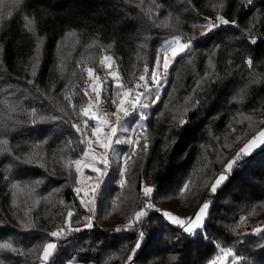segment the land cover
I'll return each mask as SVG.
<instances>
[{
  "label": "trees",
  "instance_id": "trees-1",
  "mask_svg": "<svg viewBox=\"0 0 264 264\" xmlns=\"http://www.w3.org/2000/svg\"><path fill=\"white\" fill-rule=\"evenodd\" d=\"M223 2L191 0L200 17L216 15ZM156 3L165 6L157 23L172 12L180 17V32L199 35L198 26L193 28L192 25L203 21L196 18L195 13L186 11L188 0H156ZM227 4L223 14L230 20H237L239 28L226 26L211 40H201L195 45L192 64L187 63L189 57H184L171 67L161 101L153 107L149 116V152L147 156H132L129 159L126 176L117 170L108 175L97 193L92 229H84V218L92 213L80 205V196L74 192L78 178L74 163L71 175L68 167L69 159L74 161L82 155L83 146L74 144L75 152L65 147L67 138L72 137L75 141L78 134L67 124L43 122L35 127L27 123L19 125L7 137L15 156L23 159L38 150L44 157L41 161L44 166L21 164L15 169L16 178L22 182L21 189H25L26 185L36 188L32 197L27 195L26 190L17 193L20 208L30 207L31 216L36 220V228L25 232L20 230L15 214L17 209L12 207V197L3 180L5 165L12 162L13 157L0 154V242L10 240L25 249L40 246L42 251L44 243L55 240L57 249L50 264H66L73 256L79 258L80 264H105V261L108 264H124L137 236L131 231L116 233L114 229L127 223L128 217L141 206L134 194L138 191L142 198L141 181H144L156 186L152 203L156 209L162 208L151 210L140 225L147 238L136 264H207L218 254L217 243L222 247H232L237 254L247 257V264H264V236L252 232L253 228L264 226V147L242 158L216 194L208 193L219 166L205 171L198 166L201 162L199 157L204 156L201 144L206 132L210 134L207 137L208 147L214 148L218 140L228 144L232 139L238 140L247 135L246 141L254 132L249 133L244 121L253 112L261 111L264 125V83L250 84L252 77L244 63L251 55L254 71L264 73V0H253L249 6H244L243 0H227ZM149 7L151 0H144L143 10L147 11ZM152 11L156 9L153 7ZM140 13V0H131V3L128 0H23L11 17L5 16L0 22V116L7 118L12 115L9 105L16 98L23 101L25 108L36 107L39 110L37 120L41 115H59L55 110L57 106L68 107L65 96L73 97V103L78 108L86 104V100L81 101V96L87 84V65L92 64L96 68L95 63L99 62L98 59L101 61L105 51L113 55L114 67L120 74L121 82L126 88L130 87L143 73L145 59L151 64L163 40L178 34L146 24L144 20L137 19ZM28 20L35 21L32 31L26 27ZM244 29H251V34L259 38L255 46L247 42ZM38 43H41V54L35 85L45 96L36 100L29 95L34 93V87L28 81L33 79L30 72ZM217 43L221 45L218 50L214 49ZM144 44L146 48L141 47ZM210 57L214 69L209 65ZM62 58L65 64L63 70L59 68ZM213 71L219 78L206 84L203 90L197 88V81L205 72ZM246 85L243 100H233V96ZM25 89L28 91L25 92ZM108 95L112 94L103 91L106 102L114 106L106 99ZM188 97L192 98L187 105L189 111L184 114L182 109L174 114L176 105L183 107ZM195 100L201 103L197 109H192ZM161 112L163 116L158 118ZM181 116L188 121L184 126L178 124ZM15 119L30 120V111L18 113ZM73 119L76 123L81 121L75 116ZM250 123L251 128L254 121ZM232 128L236 129L233 134ZM37 143L38 149L34 148ZM129 178L131 182L125 184L128 186L121 187L120 180ZM189 179L192 184L186 194L181 195V189ZM38 180L42 183L33 184ZM206 182L208 188L204 187ZM36 198H41L39 204L35 203ZM203 198L213 201L211 215L203 231L208 239L201 235L190 238L161 215L163 210L169 209L190 216L197 202ZM60 199L66 205L75 202L77 215L71 228L82 230H66L60 237H51L49 231L63 227L67 214V209L58 204ZM174 199L178 202L171 205ZM241 216L247 217L246 223L236 231L230 230L229 226L237 224ZM0 256L11 264H24V258L12 253ZM110 256L111 260L108 259ZM27 261L28 264H39L31 255Z\"/></svg>",
  "mask_w": 264,
  "mask_h": 264
},
{
  "label": "snow or ice",
  "instance_id": "snow-or-ice-1",
  "mask_svg": "<svg viewBox=\"0 0 264 264\" xmlns=\"http://www.w3.org/2000/svg\"><path fill=\"white\" fill-rule=\"evenodd\" d=\"M22 2L23 0H0V22L4 20L5 16L11 17L13 15V10L19 9L22 5ZM128 2L131 3V0H128ZM243 3L244 6H249L253 4V0H243ZM188 5L189 7L186 9V11L189 13H195L196 18L203 21L202 23H193L192 25L193 28L199 26L202 29L199 35H189L188 33L180 32L178 27L180 24V17L174 16L172 12H168L165 19L162 22L157 23L156 21L160 16V11L165 7L164 4H158L156 3V0H151V7H149L147 11H144V0H140L141 13L138 14L137 19H142L146 24L156 28L169 29L178 34L171 35L170 38L163 40L162 44L156 51L154 60L151 62V64L147 61V59H145L143 74L139 76L135 89L126 88L121 82L119 75L117 73H112V79L115 81V95H108L106 96V99L110 100L111 104L115 105L116 107V112L112 114L116 117L115 121L109 120L105 116L99 114L98 111L94 110L101 102L100 97L102 89L99 83L92 85V92L96 97L95 101H93L92 97L89 95L88 89L85 88L81 96V101L86 100V104H82L78 108L77 104L73 103V97L65 96V100L68 102V107L66 108L64 106H57L55 110L60 113L59 115H41L39 120H37L36 116L39 110L36 107H32L30 110L25 108L23 101L19 98H16L9 105L12 115L7 118L0 116V154L11 155L13 157L12 162L5 165V175L3 176V180L5 181L12 197V207L17 209L15 214L19 221L20 230L28 232L35 229L36 220L31 216L32 209L30 207L25 206L20 208V205L17 203V193L18 191L26 190L27 195L32 197L36 192V188L34 186L26 185L25 189H21L20 186L22 182L20 179L16 178L17 174L15 169L21 164H40V166L43 167L44 165L41 163V161L44 159V157L38 150L30 152L23 159H21L19 156H15L12 153L10 141L7 137L10 136L19 125L26 123L33 127H35L38 123L43 122H58L59 125L67 124L71 127V129L74 130L75 134H78V136L75 141H73L72 137H68L65 147L75 152L77 149L76 147H73L74 144L77 146H83V151L80 158H77L74 161L69 159V174L71 175V165L74 163L76 173L83 175L84 169L90 167L94 172L99 173L101 178L105 176L106 168L110 164L109 156L111 155L116 160L120 159L121 153L117 151L115 146L120 144H129L133 146L132 154L131 156H124V170L121 173L122 176H126L128 174L129 159H131L132 156H147L149 152V116L153 107H155L161 101L162 89L169 81L171 67L174 65V63H176L179 59L189 57L187 63L192 64L196 51L195 45L198 42L201 40H211L214 36H218L222 31H224L226 26H234L237 29L239 28L237 20H230L223 14V11L228 7L227 0H224V2L220 5V10L214 16L200 17L199 12L191 4V0H188ZM153 7L156 9L155 12L152 11ZM25 19L27 20L28 18L25 17ZM34 24V20H28L26 27L32 31ZM242 31L247 38V42L252 46H255L259 38L251 34V29H244ZM56 47L59 48L60 45L57 44ZM141 47L146 48L147 45L144 44L141 45ZM220 47V44H214V49L218 50ZM0 51H2V49H0ZM40 54L41 43H38L36 47V55L33 57L35 63L31 65L30 72V75L33 77V79L28 81V84L33 85L34 87V93H29V95H32L36 100H39L41 97L45 96V93L40 90L39 86L35 85V79L39 74ZM111 60L112 57L105 56L101 63L103 65ZM229 63H231V61H229ZM244 63L249 69V74L252 77L249 83H264V73L254 71V59L251 55H249L244 60ZM209 65L212 69L215 68L211 57L209 58ZM108 67L111 68L112 65L108 64ZM59 68L61 70L65 68L63 58L60 61ZM87 74L89 77H92L93 69L88 68ZM73 75H75V72H73ZM148 78H150L152 81L151 85L148 83ZM177 78H179V74L177 75ZM218 78V75L214 71L205 72L204 76L201 77L199 81H197V88L203 90V87L206 84L214 83ZM65 87H67V85ZM53 88H55V85H53ZM246 89L247 85L245 88L240 89L236 96H233V100L239 98L242 101L246 95ZM17 91H19V89H17ZM24 91L27 92L28 90L25 89ZM104 91L107 92L108 90L104 89ZM48 99L52 100L53 98L48 97ZM191 99V97H188L185 100V105L183 106L184 114L189 111L187 105ZM148 100H150V103L145 102ZM200 103L201 102L199 100H195L194 103H192V109H197ZM165 107H167V105H165ZM137 109H139V119L136 121L135 127L129 128L127 126L128 122L124 119V117H128L131 114V111H135ZM145 110H148L147 114ZM29 111L31 115L30 120L25 121L15 119V116L18 113H26ZM177 111H179V109ZM73 116L81 119L83 126L76 123L73 119ZM160 116H163L162 112L158 114V118ZM173 119L176 120L177 117L174 116ZM90 121H94V126L92 123H90ZM241 122L242 121H237V123ZM187 123L188 121L182 116L178 120L179 126H184ZM137 129H140V131L137 132ZM121 130L124 136L123 139L120 138ZM129 131H131L132 136L127 135ZM231 131L234 133L236 132V129L232 128ZM94 146L99 147L102 149V151L96 152ZM262 146H264V128H260L258 131H256L252 135L251 139H249L247 143L239 149L235 156L227 162V164L224 166V169L215 176L214 181L210 183V193L216 194L218 190L221 189V186L224 184V182L228 179L226 173L232 172L234 167L239 164L243 157L250 156L257 148ZM34 148L38 149L39 144L37 143L34 145ZM165 148H167V143ZM61 159H63V157H61ZM97 161H100L105 167H97ZM205 167H207V165H205ZM130 182L131 178L128 180L121 179L119 183L121 187H124L126 183ZM40 183H42V181L39 180L33 182L35 185H39ZM191 184L192 181L189 179V181L183 185L180 194H186ZM141 185L143 192V196L140 200L141 206L138 208V210L134 211L130 217H128L127 223H125L122 227H116L114 229L116 233L131 231L137 236L135 245L128 253L126 259L124 260V264H136L138 253L142 249L147 238L145 231L140 228V225L144 218L149 216L151 210L159 211V209H156V205L152 203L156 186L148 185L144 183V181H141ZM100 186V183H96L88 186L87 189L80 186L74 188V192L80 196V205L92 213V215L84 218L87 221V223L84 224V229L90 230L94 227L93 216L95 215L96 211V193ZM204 187L208 188L207 182L205 183ZM53 191L59 190L54 189ZM82 192L84 193L83 196L80 195ZM89 194H91L92 198L86 199ZM40 199L41 198H36L35 203L39 204ZM26 204L27 202H25V205ZM58 204L67 209L66 218L63 222L64 226L58 227L56 230L48 233V235L51 237H60L65 233L66 230L76 232L81 231L82 229L80 228H71L74 217L77 215L74 210L75 202H73V205H66L63 199H60ZM212 206V200L203 198L197 202V205L190 216L177 215L172 211H162L161 215L172 225L181 228L184 233L188 235H201L204 239H208L207 233L200 232L199 230L206 227V222L211 215ZM254 213L255 209L252 211V214ZM61 215H63V212H61ZM246 221L247 217L241 216L240 221L237 224L234 226H229L230 230L236 231V229L245 224ZM252 232L264 236V226H257L253 228ZM215 247L219 250L218 254L212 259L208 260L207 264H227L229 259H231L232 264H247V257L237 254L234 248L222 247L219 243H217ZM56 249L57 244L52 242L44 243L42 245V251H40V246L25 249L24 247L16 246L10 240L0 242V254L12 253L16 257L24 258V264H28L27 257L29 255L33 257L34 261L38 260L39 264H50V258L53 256ZM121 251H123V249ZM108 259L111 260L112 257L110 256ZM172 259L175 260L176 257L173 256ZM0 264H11V262L3 256H0ZM66 264H80V260L77 256H73L67 260ZM105 264H108V262L105 261Z\"/></svg>",
  "mask_w": 264,
  "mask_h": 264
},
{
  "label": "rangeland",
  "instance_id": "rangeland-1",
  "mask_svg": "<svg viewBox=\"0 0 264 264\" xmlns=\"http://www.w3.org/2000/svg\"><path fill=\"white\" fill-rule=\"evenodd\" d=\"M201 31H202V29L198 26V33H200ZM105 53L106 54L103 55L101 61L98 59L99 62H96L95 63L96 64V68H94L92 66V64H88L87 65V69L88 68L93 69V75H92V77H89L88 74H87V84L85 85V88L88 89L89 95L92 97L93 101H95L96 97H95V94L92 92V85L93 84H97V83L100 84L101 89H102V91H101V97H100V101L101 102L99 103V105L97 106V108L94 109V110L98 111L99 114H101L102 116H105L109 120L115 121L116 117L114 115H112V114L116 112V107H115V105L114 106H111L110 104H108L106 102V100H105V98L103 96V91H104V89H107L108 90L107 92H110V94H112L114 96L115 95V92H114V89H115V81L112 79V73H117L119 75V77H120V74H119L118 70L114 67V58H113V55L111 53H108L107 51H105ZM105 56L112 57V60L111 61H108V63H105V64L102 65L101 62H102V60H103V58ZM108 64H111L112 67L109 68L108 67ZM141 74H143V73H141ZM183 78H184V76L181 75V80H183ZM120 80H121V78H120ZM137 81H135L134 84H132L130 87H127V88L135 89L136 88ZM148 83L150 85L152 84V81H151L150 78H148ZM180 85H181L180 86L181 88L184 87L182 81H181V84ZM163 89H162V92H163ZM121 91H123V90H121ZM145 102L150 103V100L145 101ZM178 109H179V111H177ZM182 109H183V107L181 105L177 104L176 105V108L174 109V114H178V112H180V110H182ZM145 112L147 114L148 113V110H145ZM249 118L254 121L253 127H251V128L249 127V125L251 124L250 122L252 120H249ZM124 119L128 122V125L127 126L129 128L135 127L136 121L139 119V109H137L135 111H131V114L128 117H124ZM262 121H263L262 113H261L260 110H258L256 112H253L252 115H247L246 120L244 121V123H245V126L248 127L247 129L249 130V133H252V132L255 133L260 128H264V125L262 124ZM90 123H92L93 126H94V121H90ZM78 124H81V126H83L82 120L79 121ZM260 124H262V125L260 126ZM139 131H140V129H137V132H139ZM232 134H233V132H232ZM127 135L128 136H132L131 131H129L127 133ZM208 135H210V134L208 132H206L204 134V136H203V142L201 144L202 145L201 148L203 149L204 156L203 157L201 156L202 158L199 157V160L201 162H199L198 166H199V169L201 171H205L208 168L212 169L215 165H217V166H219V169L220 170H218V172L216 173V175H218L224 169V166L227 164V162L230 159H232L235 156V154L239 151V149L242 148L244 146V144H246L247 141L249 139H251V137H252V135H251L245 141V139L247 138V135H244V136L241 137V139H238V140L237 139H232L230 141V143H228V144H224L225 143L224 141L223 142H220L218 140L217 142H215L216 143V147L209 148L208 147V144H207V137H208ZM120 138L121 139L124 138L122 130H121ZM215 139H217V137ZM115 147L117 148V151H119L121 153L120 159L119 160H116L111 155L109 156L110 164L106 168V174H105V176L103 178H101L100 177V174L97 173V172H94L92 170V168H90V167L89 168H85L84 171H83V175L78 174L76 187L77 186H80V187H83V188L87 189V187L90 186V185H92V184L100 183V185H101L100 188H101L102 185L104 184L105 180L107 179L108 175L112 171L117 170L120 174L123 172V170H124V164H123L124 156L125 155H130V153H132V147L133 146L132 145H129V144H120V145H116ZM263 147L264 146L259 147L255 151H257L258 149L263 148ZM94 149H95L96 152L102 151V149H100L97 146H94ZM255 151L253 153H255ZM205 165H207V167H205ZM96 166L97 167H101V168H104L105 167L100 161H97ZM230 173H226V175L229 177ZM214 179H215V177H214ZM214 179H213V181H214ZM125 186H128V185H125ZM100 188H99V190H100ZM99 190L97 191V193L99 192ZM135 191L136 190H134L133 193ZM97 193H96V198H97ZM208 194L211 195L212 193L209 192ZM80 195L83 196L84 193L82 192ZM134 196H136V197L139 198V203H140V199H141L140 193L137 191V192H135ZM91 198H92L91 197V194H89V196L86 197V199H91ZM177 202H178L177 199H174V200L171 201V205L172 204H177ZM161 208H159V209H161ZM163 211H172V210L165 209ZM186 212H188V211H186ZM174 214L180 215V214L175 213V212H174ZM181 216H183V215H181ZM186 216H188V215H186ZM84 223H87V221L85 220ZM56 229L57 228H54L52 230H56ZM199 231L200 232H203L204 229H201ZM48 242H52V243L57 244V242L55 240H50ZM55 252H56V250L54 251L53 256L55 255ZM51 258H50V260H51ZM227 264H232L231 259H229L227 261Z\"/></svg>",
  "mask_w": 264,
  "mask_h": 264
},
{
  "label": "built area",
  "instance_id": "built-area-1",
  "mask_svg": "<svg viewBox=\"0 0 264 264\" xmlns=\"http://www.w3.org/2000/svg\"><path fill=\"white\" fill-rule=\"evenodd\" d=\"M52 231H54V230H50L49 231V233H51ZM190 238H192V237H194V236H196V235H188Z\"/></svg>",
  "mask_w": 264,
  "mask_h": 264
}]
</instances>
